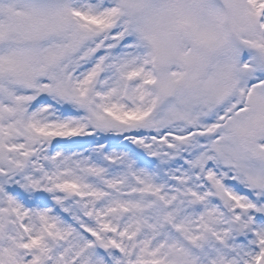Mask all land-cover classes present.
<instances>
[{"label": "snow or ice", "instance_id": "obj_1", "mask_svg": "<svg viewBox=\"0 0 264 264\" xmlns=\"http://www.w3.org/2000/svg\"><path fill=\"white\" fill-rule=\"evenodd\" d=\"M0 264H264V0H0Z\"/></svg>", "mask_w": 264, "mask_h": 264}]
</instances>
